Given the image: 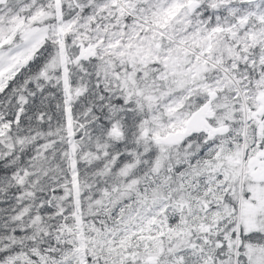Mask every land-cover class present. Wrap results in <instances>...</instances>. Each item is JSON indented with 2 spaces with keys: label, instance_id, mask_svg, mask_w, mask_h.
Returning <instances> with one entry per match:
<instances>
[{
  "label": "snow or ice",
  "instance_id": "snow-or-ice-1",
  "mask_svg": "<svg viewBox=\"0 0 264 264\" xmlns=\"http://www.w3.org/2000/svg\"><path fill=\"white\" fill-rule=\"evenodd\" d=\"M0 264H264V0H0Z\"/></svg>",
  "mask_w": 264,
  "mask_h": 264
}]
</instances>
